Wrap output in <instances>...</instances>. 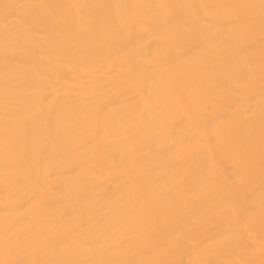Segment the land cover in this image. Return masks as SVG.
I'll return each instance as SVG.
<instances>
[{"label": "bare ground", "instance_id": "obj_1", "mask_svg": "<svg viewBox=\"0 0 264 264\" xmlns=\"http://www.w3.org/2000/svg\"><path fill=\"white\" fill-rule=\"evenodd\" d=\"M0 264H264V0H0Z\"/></svg>", "mask_w": 264, "mask_h": 264}]
</instances>
